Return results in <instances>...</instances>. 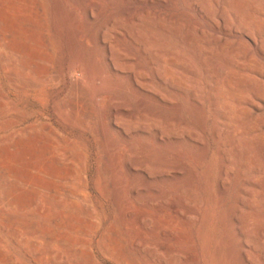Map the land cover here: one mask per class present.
I'll return each mask as SVG.
<instances>
[{
  "label": "rangeland",
  "instance_id": "1",
  "mask_svg": "<svg viewBox=\"0 0 264 264\" xmlns=\"http://www.w3.org/2000/svg\"><path fill=\"white\" fill-rule=\"evenodd\" d=\"M84 6L83 0H0V264H173L172 252L179 254L177 264H241V243L229 218L238 187L219 200L221 160L208 111L187 120L200 126L208 145L207 163L193 166L192 186L200 196L204 191L212 195L213 203L193 219L168 214L158 220L178 237L177 244L150 232L154 214L147 203L153 195L143 191L135 198L130 193L135 186L140 191L146 187L144 170L136 177L114 154L116 145L126 154L141 144L155 146L154 139H141L131 126L139 120L151 123L142 122L141 109H130L128 119L119 122L127 137L107 128L114 135L107 130L105 140L98 130L102 107L72 91L84 70L78 58L89 59L94 76L107 72L98 61L100 49L74 44L70 32L76 25L73 12L93 32L112 11L86 21ZM92 56L97 60L91 62ZM71 61L78 68L69 79L65 74ZM87 86L82 82L85 92ZM148 111L153 112L142 116ZM162 152L152 153V160L162 158ZM162 180L150 182L171 190L158 183ZM153 241L168 245L171 258L158 251L153 263L148 256Z\"/></svg>",
  "mask_w": 264,
  "mask_h": 264
},
{
  "label": "bare ground",
  "instance_id": "2",
  "mask_svg": "<svg viewBox=\"0 0 264 264\" xmlns=\"http://www.w3.org/2000/svg\"><path fill=\"white\" fill-rule=\"evenodd\" d=\"M83 2L86 21L92 20L95 13L112 11L93 32L89 25L81 26L73 12L76 25L70 32L74 44H94L100 49L98 61L107 71L94 76L88 69L89 59L78 58L84 70L82 79L72 85L75 94L102 107L97 128L100 136L106 140L110 128L127 137L126 126L121 127L119 122L129 110L141 109L143 114L153 111L139 116L142 122L151 124L139 120L141 125L134 122L131 126L138 137H150L149 142L154 139L152 147L159 153L163 151V157L152 160L155 151L151 143L136 149L127 146L131 151L127 154L116 145L114 154L131 174L144 170L146 187L140 191L135 186L130 193L134 197L143 191L153 195L147 203L154 214L150 232L177 244L178 237L158 220L168 214L193 219L203 206L213 203L212 195L204 191L200 196L192 186L196 178L193 166L207 163L208 145L200 126L187 120L191 116L203 118L208 111L213 120L211 136L221 160L219 200L224 201L230 190L238 187L229 218L241 243V264H264V0ZM95 56L91 62L97 60ZM77 68L71 61L65 75L71 79ZM82 82L90 86L89 92L82 89ZM155 177L172 189H158L150 182ZM151 243L148 256L153 263L159 260L158 251L171 258L168 245ZM172 254V263L177 264L179 254Z\"/></svg>",
  "mask_w": 264,
  "mask_h": 264
}]
</instances>
